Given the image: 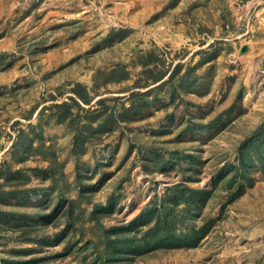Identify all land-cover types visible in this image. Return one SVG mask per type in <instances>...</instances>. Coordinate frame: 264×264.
Instances as JSON below:
<instances>
[{"label": "rangeland", "instance_id": "rangeland-1", "mask_svg": "<svg viewBox=\"0 0 264 264\" xmlns=\"http://www.w3.org/2000/svg\"><path fill=\"white\" fill-rule=\"evenodd\" d=\"M263 128L264 0H0V264H264Z\"/></svg>", "mask_w": 264, "mask_h": 264}, {"label": "trees", "instance_id": "trees-1", "mask_svg": "<svg viewBox=\"0 0 264 264\" xmlns=\"http://www.w3.org/2000/svg\"><path fill=\"white\" fill-rule=\"evenodd\" d=\"M81 86L80 85H76V87H75V89H73V91L75 92V93H77V94H79V90H81ZM63 120L64 119H60L59 120V122H63ZM263 130H264V128H263ZM261 134H262V131H257L256 132V134L254 135V137L252 138V140H255L254 138L255 137H257L256 139H258V136H261ZM183 189H181V188H177V190H175V191H173V192H171L170 193V195H169V197H171V198H173V199H176L177 200V203H179V200H180V197H179V195H178V193L180 192V195H181V191H182ZM195 196H196V193L195 192H192L191 191V193H189L188 194V198L187 199H185L182 203L183 204H185V205H188L189 206V204L193 201V200H195ZM184 197V196H183ZM185 198V197H184ZM9 213H5V212H3V211H0V215L1 216H6V215H8ZM0 216V217H1ZM0 220H1V218H0ZM157 225H158V223H157ZM174 235V234H173ZM173 235H169V236H167V235H165V237L164 238H167V237H171V238H173L172 236ZM199 238L200 237H198V240H199ZM177 239V238H176ZM185 246H189L188 245V243H187V245H185ZM122 249H127V247H125V246H123V247H119V249H115L116 250V252H120V250H122Z\"/></svg>", "mask_w": 264, "mask_h": 264}, {"label": "water", "instance_id": "water-1", "mask_svg": "<svg viewBox=\"0 0 264 264\" xmlns=\"http://www.w3.org/2000/svg\"><path fill=\"white\" fill-rule=\"evenodd\" d=\"M247 47H244L243 49H242V51H241V53H244V52H246L247 51Z\"/></svg>", "mask_w": 264, "mask_h": 264}]
</instances>
